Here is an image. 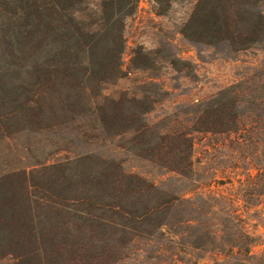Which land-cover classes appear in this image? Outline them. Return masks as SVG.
Here are the masks:
<instances>
[{
    "label": "rangeland",
    "instance_id": "rangeland-1",
    "mask_svg": "<svg viewBox=\"0 0 264 264\" xmlns=\"http://www.w3.org/2000/svg\"><path fill=\"white\" fill-rule=\"evenodd\" d=\"M198 2L137 0L121 20V74L105 81L88 72L74 89L32 96L26 60L0 70V95L10 102L3 112H15L0 120L9 130L0 133V177L95 156L152 187L132 196L140 213L156 200L172 201L151 210L136 230H97L94 238L110 239V246L126 242L113 264H264V0H201L197 11ZM73 14L104 39L94 60L110 61L101 0H85ZM258 22L255 42L231 39ZM27 96L40 101L38 122L28 123L14 107ZM122 97L139 122L107 131L99 107ZM183 142L190 144L186 152ZM83 235L90 244L89 232ZM13 262L11 255L0 259Z\"/></svg>",
    "mask_w": 264,
    "mask_h": 264
},
{
    "label": "trees",
    "instance_id": "trees-1",
    "mask_svg": "<svg viewBox=\"0 0 264 264\" xmlns=\"http://www.w3.org/2000/svg\"><path fill=\"white\" fill-rule=\"evenodd\" d=\"M136 1L101 0L102 25L106 26L101 32L110 36L114 49L111 60L100 63L105 59L96 62L93 53L104 39L99 37L100 32L85 30L73 14L85 0H0V56L4 65L0 70L14 68L13 61L17 59L26 60V83L37 89L29 90L32 96L43 91L58 93V86L74 89L82 84L81 75L88 72L93 78L100 74L98 81L120 75L121 20L134 12ZM198 1L197 11L201 0ZM196 15L195 11L193 20ZM259 25L258 22L248 33H233L231 39L242 45L255 42ZM224 33L227 35L229 30ZM5 87V83H0V88ZM126 102L123 97L111 99L99 107L100 120L107 131L121 133L138 124L139 114L128 113ZM130 102L137 108L139 101ZM9 103L0 95V120L15 114L3 112ZM14 107L28 123L41 119L38 98L27 96ZM8 131V127L0 126L1 134ZM189 147L188 143L182 152ZM70 164L0 177V259L11 255L12 264H113L119 260L116 248L126 242L118 240L110 246V239L94 238L97 230H136L151 210H160L172 202L159 204L156 200L149 212L140 213L132 206L136 207L138 196L152 189L140 177L126 174L119 163L95 156L80 157L75 166ZM162 224L158 220L156 230ZM86 232L90 244L84 239ZM243 254L240 249L237 255ZM237 264L254 263L242 260Z\"/></svg>",
    "mask_w": 264,
    "mask_h": 264
}]
</instances>
